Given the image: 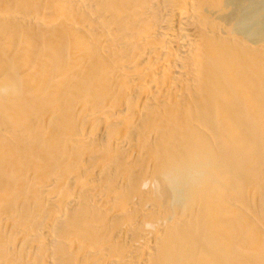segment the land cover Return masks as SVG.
Instances as JSON below:
<instances>
[{
  "label": "bare ground",
  "instance_id": "6f19581e",
  "mask_svg": "<svg viewBox=\"0 0 264 264\" xmlns=\"http://www.w3.org/2000/svg\"><path fill=\"white\" fill-rule=\"evenodd\" d=\"M0 264H264V0H0Z\"/></svg>",
  "mask_w": 264,
  "mask_h": 264
}]
</instances>
